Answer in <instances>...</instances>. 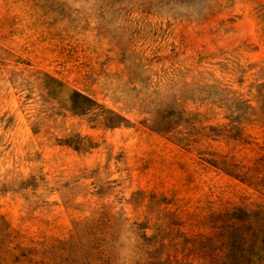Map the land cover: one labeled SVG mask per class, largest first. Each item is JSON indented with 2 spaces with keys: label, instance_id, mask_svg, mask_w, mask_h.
<instances>
[{
  "label": "rangeland",
  "instance_id": "374dc122",
  "mask_svg": "<svg viewBox=\"0 0 264 264\" xmlns=\"http://www.w3.org/2000/svg\"><path fill=\"white\" fill-rule=\"evenodd\" d=\"M0 264H264V0H0Z\"/></svg>",
  "mask_w": 264,
  "mask_h": 264
}]
</instances>
